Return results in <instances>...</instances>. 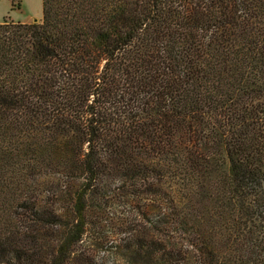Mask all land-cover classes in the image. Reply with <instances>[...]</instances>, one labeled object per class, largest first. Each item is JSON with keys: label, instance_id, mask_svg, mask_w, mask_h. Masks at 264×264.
Segmentation results:
<instances>
[{"label": "trees", "instance_id": "1", "mask_svg": "<svg viewBox=\"0 0 264 264\" xmlns=\"http://www.w3.org/2000/svg\"><path fill=\"white\" fill-rule=\"evenodd\" d=\"M0 264H264V0L5 17Z\"/></svg>", "mask_w": 264, "mask_h": 264}, {"label": "rangeland", "instance_id": "2", "mask_svg": "<svg viewBox=\"0 0 264 264\" xmlns=\"http://www.w3.org/2000/svg\"><path fill=\"white\" fill-rule=\"evenodd\" d=\"M5 17L21 22L39 20L41 0H0V22Z\"/></svg>", "mask_w": 264, "mask_h": 264}, {"label": "water", "instance_id": "3", "mask_svg": "<svg viewBox=\"0 0 264 264\" xmlns=\"http://www.w3.org/2000/svg\"><path fill=\"white\" fill-rule=\"evenodd\" d=\"M33 21H37V20L35 19V20H33Z\"/></svg>", "mask_w": 264, "mask_h": 264}, {"label": "crops", "instance_id": "4", "mask_svg": "<svg viewBox=\"0 0 264 264\" xmlns=\"http://www.w3.org/2000/svg\"><path fill=\"white\" fill-rule=\"evenodd\" d=\"M3 20V19H2Z\"/></svg>", "mask_w": 264, "mask_h": 264}]
</instances>
